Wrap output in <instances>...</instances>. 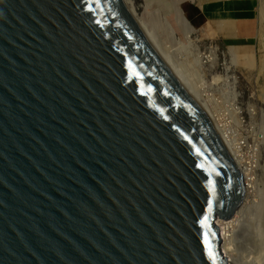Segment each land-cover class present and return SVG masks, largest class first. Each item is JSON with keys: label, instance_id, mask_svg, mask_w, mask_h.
Wrapping results in <instances>:
<instances>
[{"label": "water", "instance_id": "1", "mask_svg": "<svg viewBox=\"0 0 264 264\" xmlns=\"http://www.w3.org/2000/svg\"><path fill=\"white\" fill-rule=\"evenodd\" d=\"M244 195L130 0H0V264H228Z\"/></svg>", "mask_w": 264, "mask_h": 264}, {"label": "rangeland", "instance_id": "2", "mask_svg": "<svg viewBox=\"0 0 264 264\" xmlns=\"http://www.w3.org/2000/svg\"><path fill=\"white\" fill-rule=\"evenodd\" d=\"M131 1L139 14H142L145 7L152 2V0ZM244 1L247 5L244 7V12H241L243 15L222 21L209 20L197 0H193L188 5L187 21L195 29L190 37L194 46L188 44L185 46L191 51L187 64H190V61L192 64L189 66L186 64L187 70L196 69L192 53L194 50L199 53L198 61L201 62L203 73L199 75V78L204 79L205 82L200 85L196 82L200 90L196 91L201 92L205 102L207 103V99L204 98V91L217 98L220 96L227 98L233 94L235 96L233 101L236 102L233 103V109H239L246 120L241 128H238V133L248 137V142L251 143L254 142L253 139L260 138L259 132H263L261 142H257L259 147L255 155L257 163L254 170L253 183L255 184H253V194L250 196L251 202L243 212L239 228L235 229L237 233L235 232L232 243L234 251L237 250L234 252L235 256L251 262L256 260L254 258L259 254L261 255L258 258L264 254V0ZM165 6V9L170 11L173 7L172 0H165ZM151 17L156 22L152 24L156 34L163 42H166L165 44L172 52H177L174 53L176 58L183 61L186 53L184 49L178 48L183 46L182 35L179 32H176L173 37L164 34L166 21L163 13L155 11ZM226 22L230 23L225 24ZM224 24L225 29H223ZM187 81L190 83V79ZM212 96L211 100H213ZM242 153L245 156L251 154L246 148L242 150ZM255 244L258 246L256 247ZM238 253L239 256H237Z\"/></svg>", "mask_w": 264, "mask_h": 264}, {"label": "bare ground", "instance_id": "3", "mask_svg": "<svg viewBox=\"0 0 264 264\" xmlns=\"http://www.w3.org/2000/svg\"><path fill=\"white\" fill-rule=\"evenodd\" d=\"M192 1L193 0H172L173 7L169 11V10L165 9V7H166L165 6V0H152V2L145 7L142 14H139L136 12L135 5L132 3L131 0H130V3L133 7L135 16H136L142 30L144 31L145 35L147 36V38L149 39V41L151 42L153 47L156 49V51L158 52L161 59L170 68V70L173 72V74L178 78V80L181 82V84L184 86V88L190 93V95L195 99V101L198 104H200V106L209 115L213 125L215 124L214 126H216L218 129L219 136H221V139H223L222 140L223 143L226 145V148L228 150H230L229 151L230 155H232V157H234L235 162L238 164V166L242 170V172L245 176V181L247 180L244 200H243L241 206L236 211L235 215L229 220H219L218 219L216 221L218 228H219L220 244L222 241V245L219 246L221 252L227 258L228 264H264V260H262L264 257L263 256L264 254L262 255L263 257L261 256L258 258V256L261 255V254H259V252H257L259 255L256 258H254L256 260H254V261L252 260L253 262L252 261L249 262V260L245 261V259L238 258L234 254L235 251L237 252V250L234 251V248H233L234 244H232L234 241L233 238H234V235L236 232L235 229L239 228L243 212L245 211V209L247 208V206L251 202L250 196H251V194H253V192H252L254 190L253 184H255V183H253V180L248 181L249 177H248V173H247V165H246L247 162L245 160H243L241 158V156L238 155L236 150L232 149L230 143H233V142L228 138V134H227L226 130L222 128V123H221L222 120L219 118L218 113H214V110L207 105V103L205 102V100L201 96V92L196 91V90L200 91L196 86V82L199 85H200V83L205 82L204 79L199 78V75L202 73L201 72V66L202 65H201V62L198 61L199 53L197 51L194 50L192 53V59L194 61V65H196V69H193V68L191 70L186 69V67L192 63L190 61V64H187V62H189L188 58H190V56H191L190 55L191 51H189L186 48L185 44H188L189 46L190 45L194 46L193 41H191L190 37H191V33L195 32V29L193 27H191L187 21V10L189 8L188 5H190L192 3ZM155 11L163 13V15L165 17L166 23H165L164 30H163L164 34H167L170 37H173V36H175L176 32H179L182 35L183 46L178 47V48L184 49V51H185L184 53H186L185 54L186 60L184 59L182 61L179 58H176V56L174 55V53L176 51L172 52V50H170V48H168L167 45L165 44L166 42H163L162 39L159 38V35L156 34V29L152 25L153 23H156V22H154L153 17H151V15ZM186 64H187V66H186ZM187 78L190 79V83L187 81L188 80ZM202 90H203V88H202ZM204 95H205V93H204ZM239 233L241 236V231ZM239 239L243 240V238H239ZM236 242H238V241L236 240ZM241 244H243V243H241ZM257 246L258 245H256V247ZM242 250H244V249L242 248ZM237 256H239V253L237 254ZM248 258H250V257H248Z\"/></svg>", "mask_w": 264, "mask_h": 264}, {"label": "built area", "instance_id": "4", "mask_svg": "<svg viewBox=\"0 0 264 264\" xmlns=\"http://www.w3.org/2000/svg\"><path fill=\"white\" fill-rule=\"evenodd\" d=\"M193 72V71H192ZM205 93L204 97L207 99V105L211 107L214 110V113H218L219 118L222 120V128L226 130L228 134V138L233 142L230 143L231 147L233 150H236L238 155L241 156L243 160L247 162V173L249 174V180L248 181H254V175H255V168H256V154L258 152V143L261 142V138H263V132H259V139H253L254 142L249 143V138L244 136L242 134L238 133V128L246 122L245 118L242 117V113H240V110L237 108L233 109V103H236L233 101V98L235 97L233 94L229 95L227 98L225 97H218L217 96H212L208 95L209 92L204 91ZM216 95V94H215ZM212 96L213 100L210 99ZM239 105V104H237ZM242 114V115H241ZM209 116V115H208ZM215 125V124H214ZM216 127V126H215ZM217 129V127H216ZM217 132L218 129H217ZM219 134V133H218ZM221 137V136H220ZM223 140V139H222ZM226 146V145H225ZM248 149L250 150L251 154L250 155H243L242 150L243 149ZM230 151V150H228ZM232 157V155H231ZM234 160V157H232ZM235 162V160H234ZM237 165L239 171L242 174L243 180H244V187H245V192H246V185H247V180L245 181V176L238 166V164L235 162Z\"/></svg>", "mask_w": 264, "mask_h": 264}, {"label": "crops", "instance_id": "5", "mask_svg": "<svg viewBox=\"0 0 264 264\" xmlns=\"http://www.w3.org/2000/svg\"><path fill=\"white\" fill-rule=\"evenodd\" d=\"M197 3L204 9L209 20L222 21L239 18L243 15L241 12H244V7L247 5L244 0H197ZM227 23L230 22L225 24ZM225 24L223 29H225Z\"/></svg>", "mask_w": 264, "mask_h": 264}]
</instances>
